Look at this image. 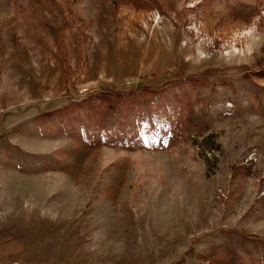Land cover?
I'll return each mask as SVG.
<instances>
[{
	"label": "rangeland",
	"instance_id": "374dc122",
	"mask_svg": "<svg viewBox=\"0 0 264 264\" xmlns=\"http://www.w3.org/2000/svg\"><path fill=\"white\" fill-rule=\"evenodd\" d=\"M0 264H264V0H0Z\"/></svg>",
	"mask_w": 264,
	"mask_h": 264
}]
</instances>
